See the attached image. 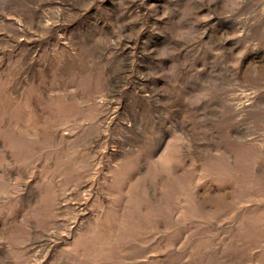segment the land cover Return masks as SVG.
Masks as SVG:
<instances>
[{
	"label": "rangeland",
	"instance_id": "obj_1",
	"mask_svg": "<svg viewBox=\"0 0 264 264\" xmlns=\"http://www.w3.org/2000/svg\"><path fill=\"white\" fill-rule=\"evenodd\" d=\"M0 264H264V0H0Z\"/></svg>",
	"mask_w": 264,
	"mask_h": 264
}]
</instances>
